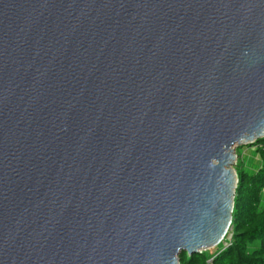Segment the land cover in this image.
Masks as SVG:
<instances>
[{"label":"water","instance_id":"obj_1","mask_svg":"<svg viewBox=\"0 0 264 264\" xmlns=\"http://www.w3.org/2000/svg\"><path fill=\"white\" fill-rule=\"evenodd\" d=\"M263 137L264 0H0V264L215 248Z\"/></svg>","mask_w":264,"mask_h":264},{"label":"trees","instance_id":"obj_2","mask_svg":"<svg viewBox=\"0 0 264 264\" xmlns=\"http://www.w3.org/2000/svg\"><path fill=\"white\" fill-rule=\"evenodd\" d=\"M261 157L256 170L238 171L231 227L214 255H180L181 264H264V140L254 144ZM226 242V243H224Z\"/></svg>","mask_w":264,"mask_h":264},{"label":"rangeland","instance_id":"obj_3","mask_svg":"<svg viewBox=\"0 0 264 264\" xmlns=\"http://www.w3.org/2000/svg\"><path fill=\"white\" fill-rule=\"evenodd\" d=\"M264 140V137L261 138ZM251 145V144H250ZM249 144L247 145H237L234 147L236 160L234 162L233 169L235 173L237 174L238 179V171L243 169V165L246 168H251L253 170H256L257 167L260 165L261 157L254 153L255 147L251 148ZM239 181V179H238ZM238 186V183H237ZM237 189V188H236ZM233 219V218H232ZM226 243V242H224ZM218 250V248H212L207 251H204L207 255H214V253Z\"/></svg>","mask_w":264,"mask_h":264}]
</instances>
